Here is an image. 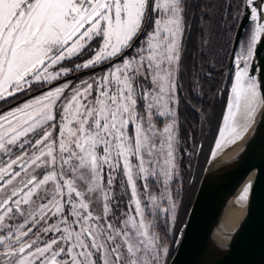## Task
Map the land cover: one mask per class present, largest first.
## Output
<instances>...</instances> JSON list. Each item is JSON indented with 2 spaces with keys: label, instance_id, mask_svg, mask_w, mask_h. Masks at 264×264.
Masks as SVG:
<instances>
[{
  "label": "snow or ice",
  "instance_id": "1",
  "mask_svg": "<svg viewBox=\"0 0 264 264\" xmlns=\"http://www.w3.org/2000/svg\"><path fill=\"white\" fill-rule=\"evenodd\" d=\"M213 8L226 32L251 22L226 52L215 158L242 138L241 110L255 116L264 0H0V101L30 97L0 112V264H168L181 81L197 87L215 59ZM197 11L208 27L189 69Z\"/></svg>",
  "mask_w": 264,
  "mask_h": 264
},
{
  "label": "water",
  "instance_id": "2",
  "mask_svg": "<svg viewBox=\"0 0 264 264\" xmlns=\"http://www.w3.org/2000/svg\"><path fill=\"white\" fill-rule=\"evenodd\" d=\"M242 24L236 29L234 38L238 32L243 37L247 28H251L247 19ZM234 46L232 42L231 49ZM258 55L264 59V46H258ZM231 66L229 57L223 87L227 84ZM260 95L262 111L255 126L240 141L223 145L215 158L209 153L180 230L182 235L179 243L174 245L175 251L168 264H264V84ZM250 174L253 178L244 218L224 247L216 248L211 239L226 203Z\"/></svg>",
  "mask_w": 264,
  "mask_h": 264
},
{
  "label": "trees",
  "instance_id": "3",
  "mask_svg": "<svg viewBox=\"0 0 264 264\" xmlns=\"http://www.w3.org/2000/svg\"><path fill=\"white\" fill-rule=\"evenodd\" d=\"M202 2H215L217 8L220 4V0H202ZM240 2L241 0H233L234 4H239ZM207 11H209L210 15L215 13L212 21L213 28L217 34L214 48L216 54L215 62L211 64L208 62L204 65V70L201 73L203 78L199 81L197 87H192V81L187 75H185L181 81V103L178 111L180 120L179 133L182 138H190L188 146L192 151L189 156L191 160H186L187 168L183 167V171L186 173L184 181H186L180 192L178 191L179 196L177 198L179 207L175 225L178 232H180L182 225L185 223L204 167L208 160L210 149L216 138L227 102V89L231 81L229 75L227 84L223 87L224 72L229 60V56L226 55V52L231 50L237 28H234L232 32H226L225 29L228 25L223 24L221 16L226 17L227 14L222 11L218 12L216 8ZM190 15H194L196 19L192 24L189 35L186 37L188 51L184 63L189 69L194 59L199 65L196 48L200 42V28L208 27L207 21L199 20V11L190 13ZM231 15L236 16L235 10ZM249 30L250 27L247 28L246 32ZM246 32L243 36H245ZM209 69H211L212 75H209ZM174 251V246H172L169 260L173 256Z\"/></svg>",
  "mask_w": 264,
  "mask_h": 264
},
{
  "label": "bare ground",
  "instance_id": "4",
  "mask_svg": "<svg viewBox=\"0 0 264 264\" xmlns=\"http://www.w3.org/2000/svg\"><path fill=\"white\" fill-rule=\"evenodd\" d=\"M261 111H262L261 95H259V97L257 98L256 112L252 120L246 121L243 109L241 110L240 115L237 117V124L239 125V129L242 132V137H244L246 133L252 127L255 126L256 120L260 115ZM245 127H246V131H245ZM241 139L237 141H240ZM226 143L227 142H225V144ZM252 178H253L252 174L246 177L244 181L236 189L234 195L231 198H229V200L227 201L223 217L220 220L219 225L216 227L211 239L213 241V245L216 248L219 249L223 248L227 240L230 239V237L236 232L239 225L241 224L248 204V197H249ZM246 187H249L247 198L242 200L240 199V197L244 194V190Z\"/></svg>",
  "mask_w": 264,
  "mask_h": 264
},
{
  "label": "rangeland",
  "instance_id": "5",
  "mask_svg": "<svg viewBox=\"0 0 264 264\" xmlns=\"http://www.w3.org/2000/svg\"><path fill=\"white\" fill-rule=\"evenodd\" d=\"M208 62H209V64H211L212 62H215V59L210 58ZM97 74L98 75L100 74L99 69L97 70ZM81 75H84V74H81ZM85 78H87V76H85ZM230 83H231V81L229 82V87H230ZM37 88H39V87H37ZM45 90H47V88ZM4 104H5L4 102L0 101V106H2ZM13 107H15V106H13ZM161 127H162V124H161ZM179 132H180V120H179V116H178L177 136H178V141H179V144H178L179 150L177 152V160L180 162V172H179V176H177V178H176V181L172 185V190L174 193H176L178 191L180 192V190L184 186V183L186 181V180L184 181V176L186 173L183 171V167L187 168V161L186 160L187 159L191 160L189 156H190V152L192 151L190 149V147L188 146L189 145L188 141L190 140V138H182V136H180ZM189 169H190V167H189ZM178 196L179 195L176 196L177 202H179L178 198H177ZM170 239H171V235H170Z\"/></svg>",
  "mask_w": 264,
  "mask_h": 264
},
{
  "label": "flooded vegetation",
  "instance_id": "6",
  "mask_svg": "<svg viewBox=\"0 0 264 264\" xmlns=\"http://www.w3.org/2000/svg\"><path fill=\"white\" fill-rule=\"evenodd\" d=\"M47 88V86L43 89L45 90ZM41 89L37 88L36 91L32 92L31 95H39ZM30 97L29 96H21L17 101H15L14 103H11V104H4L2 106H0V112H3V111H6L7 108H11L13 106H15L17 103H22L23 100L25 99H29Z\"/></svg>",
  "mask_w": 264,
  "mask_h": 264
}]
</instances>
